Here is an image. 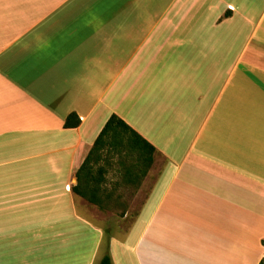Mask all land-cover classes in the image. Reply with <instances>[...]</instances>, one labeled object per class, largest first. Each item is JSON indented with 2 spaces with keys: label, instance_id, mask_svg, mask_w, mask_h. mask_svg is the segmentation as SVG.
Listing matches in <instances>:
<instances>
[{
  "label": "crops",
  "instance_id": "crops-1",
  "mask_svg": "<svg viewBox=\"0 0 264 264\" xmlns=\"http://www.w3.org/2000/svg\"><path fill=\"white\" fill-rule=\"evenodd\" d=\"M113 114L153 161L106 146L94 203ZM142 208L136 264L264 259V0H0V264H115L104 214Z\"/></svg>",
  "mask_w": 264,
  "mask_h": 264
},
{
  "label": "trees",
  "instance_id": "trees-1",
  "mask_svg": "<svg viewBox=\"0 0 264 264\" xmlns=\"http://www.w3.org/2000/svg\"><path fill=\"white\" fill-rule=\"evenodd\" d=\"M74 115H69L65 121L66 127H75L79 120H73ZM108 146L109 151L124 152L128 157L132 152H136L138 159L148 168L152 161L155 148L146 141L138 132L129 126L122 118L113 114L110 116L99 136L97 137L92 149L84 160L83 164L76 173L78 184L75 187L77 193L83 194L91 202H97L95 189H92V196L87 195L86 188L95 186L100 182L99 175L104 169L97 170L95 164L101 158L102 150ZM112 149V150H111ZM132 156V155H131ZM146 172V171H145ZM84 192V193H83ZM101 199V198H99ZM264 245V240L262 241ZM100 264H112L110 255L106 254ZM259 264H264V259Z\"/></svg>",
  "mask_w": 264,
  "mask_h": 264
},
{
  "label": "rangeland",
  "instance_id": "rangeland-1",
  "mask_svg": "<svg viewBox=\"0 0 264 264\" xmlns=\"http://www.w3.org/2000/svg\"><path fill=\"white\" fill-rule=\"evenodd\" d=\"M145 166V164H144ZM146 168V167H145ZM143 210V211H142ZM141 211L130 212L127 214V217H124V213L120 212H109L104 214V237L102 238V243L100 244L98 250V257L110 253L114 257L115 264H136L135 257L133 254V244L134 239L141 232L144 222L146 220L147 211L142 208ZM76 221V220H75ZM94 225H97V222L92 220ZM85 223L78 224L74 222L73 226V237H80V233L87 231V243L85 245L86 252L83 260L90 257L91 252L96 246L97 242V233L94 232V225H89V228L84 225ZM110 244L107 248L105 245ZM79 246L74 244L72 246V256L68 257L70 259L68 263L72 264H82L84 262H78L80 260Z\"/></svg>",
  "mask_w": 264,
  "mask_h": 264
}]
</instances>
